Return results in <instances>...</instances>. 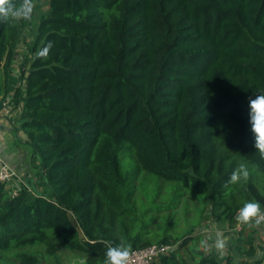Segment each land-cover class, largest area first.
<instances>
[{
    "label": "trees",
    "instance_id": "obj_1",
    "mask_svg": "<svg viewBox=\"0 0 264 264\" xmlns=\"http://www.w3.org/2000/svg\"><path fill=\"white\" fill-rule=\"evenodd\" d=\"M34 2L0 0V111ZM27 48L10 102L37 186L17 182L12 197L0 182V264H62L59 249L105 264L109 248L154 245L129 206L143 173L202 201L224 228L244 202L264 207V147L249 122V99L264 92V0H48ZM194 232L157 264L256 254L246 228L225 262Z\"/></svg>",
    "mask_w": 264,
    "mask_h": 264
},
{
    "label": "rangeland",
    "instance_id": "obj_2",
    "mask_svg": "<svg viewBox=\"0 0 264 264\" xmlns=\"http://www.w3.org/2000/svg\"><path fill=\"white\" fill-rule=\"evenodd\" d=\"M48 0H42L41 3H32L30 6L33 9L35 15L29 30L26 32L24 40L19 44L21 51V61H24L28 51V44L33 41V30L36 28L37 20L40 14L47 10ZM134 150L125 145L121 154V161L123 166L127 165V168L132 170L135 167ZM35 170V168L33 167ZM37 172V171H35ZM146 174L140 176L139 181L136 184L133 196L130 198L129 206L133 207L134 215L133 219L138 220L137 229L145 226V232L149 235L144 237L150 239L155 244L159 240L167 237L170 245L174 246L176 241L193 231L195 235H198L200 231L209 223H212L215 227H221L212 218L211 211L206 210V205L202 201L195 200L191 195L187 197L177 191L173 190L174 184L161 181L155 176L145 179ZM203 218V219H202ZM246 229L256 230L258 226L254 223H245ZM179 241V243L181 242ZM177 247V246H174ZM63 258L62 264H83V260L79 257V254L70 253L59 249ZM13 253L9 252L5 254L7 260L13 259Z\"/></svg>",
    "mask_w": 264,
    "mask_h": 264
},
{
    "label": "crops",
    "instance_id": "obj_3",
    "mask_svg": "<svg viewBox=\"0 0 264 264\" xmlns=\"http://www.w3.org/2000/svg\"><path fill=\"white\" fill-rule=\"evenodd\" d=\"M19 51L20 52L17 54V62L11 69L10 94L5 102L4 109L0 111V146L4 160L18 173L20 178L24 181L25 187L33 190V188L37 186L38 174L33 169L31 163L30 149L24 144V135L22 133H16L14 127L20 112L14 110L10 102L18 84L19 69L23 63L20 57L21 51L23 50L21 49ZM246 232H251L255 238L254 245L256 247V254L249 258L250 264H264V228L259 226L256 230L247 228ZM231 238H235L232 233H227L223 237L225 246L217 253L220 255L222 262H225L230 254L228 246ZM182 255L184 257L187 256L184 252Z\"/></svg>",
    "mask_w": 264,
    "mask_h": 264
},
{
    "label": "built area",
    "instance_id": "obj_4",
    "mask_svg": "<svg viewBox=\"0 0 264 264\" xmlns=\"http://www.w3.org/2000/svg\"><path fill=\"white\" fill-rule=\"evenodd\" d=\"M0 182L6 184V186L12 189V197H16L19 192V188L15 185L20 182L25 186L24 181L20 178L18 173L4 160L2 156V150L0 146ZM256 224V223H254ZM257 226L264 228V217H261L260 223ZM246 224L237 219L236 224L230 227H215L212 223L207 224L200 234L204 238L205 252L207 254L218 253L221 249L216 247L218 240H223V237L227 233L237 238L239 234L244 231ZM174 250V246L168 244H154L145 248L132 251L126 258L125 264H157L159 260L164 256H169Z\"/></svg>",
    "mask_w": 264,
    "mask_h": 264
},
{
    "label": "clouds",
    "instance_id": "obj_5",
    "mask_svg": "<svg viewBox=\"0 0 264 264\" xmlns=\"http://www.w3.org/2000/svg\"><path fill=\"white\" fill-rule=\"evenodd\" d=\"M249 109L251 132L254 134L257 148L260 149L264 147V92H260L255 95V98L249 99ZM242 175L247 177V171H243ZM238 178V175L234 172L231 176V181L235 182ZM261 217H264V207L255 200L244 202L237 212V219L243 223L259 224ZM224 246L223 240L217 241L216 247L218 249H223ZM105 256V264H125L128 250L120 247L109 248Z\"/></svg>",
    "mask_w": 264,
    "mask_h": 264
}]
</instances>
